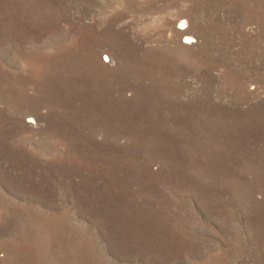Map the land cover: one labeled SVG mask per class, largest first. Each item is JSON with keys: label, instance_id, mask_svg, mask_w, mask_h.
<instances>
[{"label": "rangeland", "instance_id": "obj_1", "mask_svg": "<svg viewBox=\"0 0 264 264\" xmlns=\"http://www.w3.org/2000/svg\"><path fill=\"white\" fill-rule=\"evenodd\" d=\"M0 264H264V0H0Z\"/></svg>", "mask_w": 264, "mask_h": 264}]
</instances>
